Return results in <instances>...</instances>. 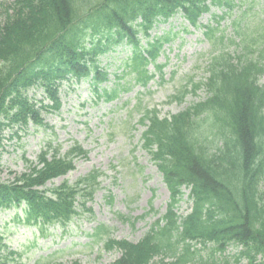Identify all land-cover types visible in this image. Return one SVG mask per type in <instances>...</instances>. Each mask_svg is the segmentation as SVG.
<instances>
[{"label":"trees","instance_id":"trees-1","mask_svg":"<svg viewBox=\"0 0 264 264\" xmlns=\"http://www.w3.org/2000/svg\"><path fill=\"white\" fill-rule=\"evenodd\" d=\"M223 4L228 5V0H14L0 15V129L12 127L27 111H33L25 96V89L32 85L41 84L55 102L54 108L58 107L52 88L55 81L62 77L79 80L88 74L86 61L93 54H84L85 38L110 43L116 37L119 41L129 36L126 25L136 17L141 16L147 28L176 11L196 26L210 6ZM87 21H94L88 24L93 32ZM99 26L107 29L96 32ZM236 33L252 42L241 30ZM257 37L264 41L263 34ZM130 42L136 55L134 68L142 75L139 69L148 60L139 53L137 42ZM157 50V45H151L146 51L148 59L154 60ZM226 55L208 67L204 102L169 121L158 122L157 114L150 115L152 126L160 124L162 143L153 159L171 194L170 214L164 225L136 245L111 242L122 254L116 264H149L165 251L175 259L162 264H202L204 258L192 250L191 243L208 246L207 260L232 245L241 248L237 264L240 258L248 264H264L260 190L264 186V86L257 85V76L264 73V49L257 51L256 59H248L243 52L234 59ZM187 93L185 88L182 99ZM157 132L156 127L153 135ZM43 164L41 170L16 177L14 184L0 185V207L23 202L25 223L65 225L75 215V188L63 185L53 198L33 188L64 174L70 164L63 160ZM181 186L190 188L192 209L177 224L171 208ZM1 251L0 246V264L14 255L2 256Z\"/></svg>","mask_w":264,"mask_h":264},{"label":"rangeland","instance_id":"rangeland-1","mask_svg":"<svg viewBox=\"0 0 264 264\" xmlns=\"http://www.w3.org/2000/svg\"><path fill=\"white\" fill-rule=\"evenodd\" d=\"M240 10L256 17L264 26V0H243ZM183 22L180 17H175L169 23L159 25L152 33L158 36L170 34L171 41L163 47V53L156 62L164 65L162 79L155 77L144 89L133 87L116 101L97 105H93L86 83H64L60 111L43 115L44 126L30 127L21 140L7 139L9 133H3L0 141V181L7 176L12 177L7 172L18 174L24 171L23 160H35L46 140H53V145H61V153L75 142L88 152L86 159L75 162L72 172L63 179L52 181L48 187L57 186L63 180L73 183L94 170L104 173L99 179V189L85 206L89 212L81 213V218L64 232L49 229V235L41 237L36 229L18 222L15 214L22 216L20 210H0V235L4 236L10 249L22 253L23 264L38 261V264H112L118 254L104 251L99 243H92L87 234L98 225H104L109 228L111 238L137 242L147 226L156 219L151 218L153 213H163L167 192L150 157L140 147L144 129L137 123L140 116L136 106L140 104L141 110L144 106H157L161 117H169L204 97V92L199 91L196 96H188L181 105L163 104L189 76H194L195 81L205 78L198 68L204 69L206 65L209 44L201 29L193 30ZM207 23L214 26L210 16L205 14L200 24ZM228 23L225 19L220 22V27ZM120 55L123 57L126 52ZM118 59L113 57L114 66ZM147 70L154 72L152 66ZM129 80L130 77L124 81ZM34 96L41 98L38 93ZM125 102L127 105L121 107ZM189 207L184 199L179 205V213L185 214ZM150 209L152 214L138 219ZM117 214L138 220L124 222L117 218ZM216 263L233 264L234 260L225 256L216 257ZM242 264H247L246 260Z\"/></svg>","mask_w":264,"mask_h":264}]
</instances>
